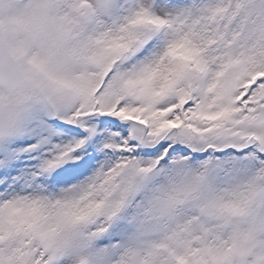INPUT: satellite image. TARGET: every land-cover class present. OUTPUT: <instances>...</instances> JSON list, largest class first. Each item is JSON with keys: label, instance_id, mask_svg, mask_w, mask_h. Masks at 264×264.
Instances as JSON below:
<instances>
[{"label": "snow or ice", "instance_id": "obj_1", "mask_svg": "<svg viewBox=\"0 0 264 264\" xmlns=\"http://www.w3.org/2000/svg\"><path fill=\"white\" fill-rule=\"evenodd\" d=\"M0 264H264V0H0Z\"/></svg>", "mask_w": 264, "mask_h": 264}]
</instances>
